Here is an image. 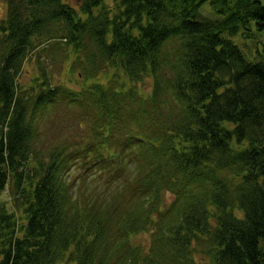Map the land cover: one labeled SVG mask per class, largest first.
<instances>
[{
    "label": "trees",
    "instance_id": "16d2710c",
    "mask_svg": "<svg viewBox=\"0 0 264 264\" xmlns=\"http://www.w3.org/2000/svg\"><path fill=\"white\" fill-rule=\"evenodd\" d=\"M3 1L0 264H264V5ZM64 104L81 145L37 146Z\"/></svg>",
    "mask_w": 264,
    "mask_h": 264
},
{
    "label": "rangeland",
    "instance_id": "374dc122",
    "mask_svg": "<svg viewBox=\"0 0 264 264\" xmlns=\"http://www.w3.org/2000/svg\"><path fill=\"white\" fill-rule=\"evenodd\" d=\"M264 5V0H259ZM6 14V3L3 0H0V19L4 18ZM259 39L264 40V31L258 34ZM244 43H247V40L244 41L239 46L244 48ZM45 46V45H44ZM35 57V55H33ZM46 52H41V60L48 62L47 68L49 69L50 73L53 72L52 82L53 83H62L66 84L69 87L74 89H79V85L82 83V79L74 80L77 78V74L74 76L67 72V63L65 64V68L62 70L60 68H55L52 64V60L48 59ZM37 73V68L35 64L29 63V61L24 66L23 71L20 74V84L22 85H29L30 78ZM70 77V80H69ZM105 75H101L100 79H104ZM122 79L124 82L129 84V82L123 76ZM79 84V85H78ZM139 90L142 92L144 96H148L151 91V79L146 78L145 82L139 84ZM80 114V108L77 106H66L65 104L61 107H55L53 110H49L46 116L40 122V135H39V143L37 146L43 145L47 146L53 144L54 142L59 141L61 144L66 142L73 141L75 144H79L83 141L85 135L88 133V123L85 122H78L75 121V117ZM86 129V130H85ZM85 130V131H84ZM66 141V142H65ZM77 175V171L73 174ZM75 185H80V189H86L81 181L75 182ZM81 191V190H80ZM8 194L7 192L0 193V201H8ZM11 205L8 203V206ZM150 240V232L143 231L138 234H135L131 237V241L133 244H137L143 248V250H147L149 246Z\"/></svg>",
    "mask_w": 264,
    "mask_h": 264
}]
</instances>
